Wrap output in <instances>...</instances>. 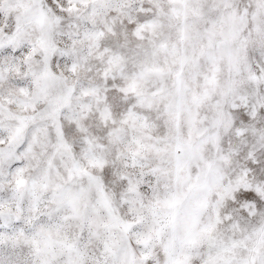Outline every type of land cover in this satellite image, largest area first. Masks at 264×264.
Masks as SVG:
<instances>
[{
    "label": "snow or ice",
    "instance_id": "6c2138e0",
    "mask_svg": "<svg viewBox=\"0 0 264 264\" xmlns=\"http://www.w3.org/2000/svg\"><path fill=\"white\" fill-rule=\"evenodd\" d=\"M0 264H264V0H0Z\"/></svg>",
    "mask_w": 264,
    "mask_h": 264
}]
</instances>
